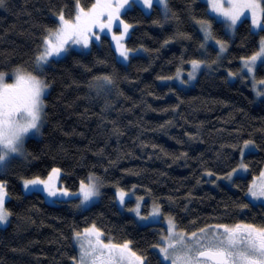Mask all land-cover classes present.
<instances>
[{"label": "trees", "instance_id": "trees-1", "mask_svg": "<svg viewBox=\"0 0 264 264\" xmlns=\"http://www.w3.org/2000/svg\"><path fill=\"white\" fill-rule=\"evenodd\" d=\"M96 2L4 0L0 73H35L36 57L57 30L59 14L73 20ZM167 7L166 16L158 6L150 14L135 6L113 21L117 32L131 27L130 51L143 50L128 64L120 63L103 36L88 52H71L38 73L49 87L41 136L26 142L25 157L14 159L1 177L10 221L0 229V264H78L77 233L93 226L114 245L128 243L143 264H164L153 247L164 225L141 226L121 211L120 190L159 205L163 219L172 217L187 234L217 224L264 226V205L248 198L264 170V102H257L247 84L229 78L242 60L260 51L264 29L254 32L244 20L231 39L203 1L167 0ZM198 21L229 45L223 59L214 45L202 52L205 31ZM192 61L209 67L193 87L181 88L173 79ZM263 72L264 64L257 76ZM105 76L111 84L98 79ZM246 142L256 146L244 157L247 176L232 186L220 183L240 165ZM54 169L73 192L89 176L97 177L99 201L82 210L78 198L51 204L40 192H24L22 181L45 179Z\"/></svg>", "mask_w": 264, "mask_h": 264}, {"label": "snow or ice", "instance_id": "snow-or-ice-1", "mask_svg": "<svg viewBox=\"0 0 264 264\" xmlns=\"http://www.w3.org/2000/svg\"><path fill=\"white\" fill-rule=\"evenodd\" d=\"M125 3H127V0H123V3L118 2L113 6L108 2L100 4L98 0V3L93 5V8L89 12H84L83 9H80L75 17V22L66 20L61 12L58 16L60 26L55 33L50 32L49 38L45 40V43L49 44V48L44 49L43 54L36 57L35 67L37 72H43L44 66L48 64L47 57L53 51L57 57L61 53L66 52L65 45L69 40H73L76 44L83 42V46L87 48V33L93 27L99 26L101 31L105 28L110 30L113 21L119 19L120 9ZM144 3L151 7L153 0H144ZM156 3L163 5L165 15L167 16L169 9L166 0H156ZM3 5L4 0H0V6ZM214 7L219 8V5H215ZM259 7L260 5L256 0H240L239 3L233 0L231 9L221 14L231 20V25H235L242 15V9L248 8L252 10L253 23L255 24L256 9ZM105 14L107 15V22L103 23L101 17ZM120 23H123V21H120ZM198 23L206 31V36L210 37L211 33L207 30L210 29L211 25L205 21H198ZM128 27L129 25H124L125 29ZM53 36H55L57 41L55 45L50 44ZM96 39H99V36H96ZM221 47L223 50V45ZM120 55L125 60L128 59L126 50L120 51ZM261 56H264V38L260 41V51L257 55L251 57L250 62H245L249 72L253 71L255 61ZM192 64L194 68L199 67L196 61H192ZM15 77V84H6L4 82V73H0V164L5 163L13 154L22 153L25 136L30 130L39 131V124L44 114L45 104L42 97L48 85L44 80L39 79L37 75L23 72L21 69L15 70ZM98 79H103L107 84L112 83L111 79L107 76ZM248 143L250 142H246L245 147H248ZM53 171L58 172L59 169H54ZM207 174L212 175V173ZM88 181L87 185L81 183L79 193H74V195H83L81 204L87 203L93 197L100 195L99 187L101 184L98 178L89 176ZM41 183L45 182L39 179L25 180L24 187L28 189L29 185ZM44 190L47 191L50 197L69 195L67 191L58 193L56 190L49 188L46 183ZM250 195L254 198L264 196V188L259 192L250 190ZM5 196V185L0 183V224L7 223L8 216L10 215L4 208ZM119 196L120 202L123 204L125 193L119 191ZM132 211L138 213V208L132 209ZM151 215L152 217H159L161 215L159 205L153 206ZM140 218L146 219L144 216ZM176 229L177 226L173 218L168 217L167 234L161 237L158 245H153V247H158L163 260L169 262V264H264V226L257 227L253 224H236L234 226L217 224L209 228H201L199 233L192 231L190 235ZM87 231L94 232L97 239L95 243L89 240L87 242L89 247L86 248L84 242L79 240V233H77V242L80 247V264H89V257L92 258L94 264L98 257L93 254L98 249L119 247L121 258H123L129 248L128 243L122 246L104 243L100 239L103 234L96 230L95 226ZM127 254L135 257L136 261H140V264H143L141 256L136 255L134 252H127ZM99 255L100 257L103 256L102 251ZM111 258L110 253L108 259L111 260Z\"/></svg>", "mask_w": 264, "mask_h": 264}, {"label": "rangeland", "instance_id": "rangeland-1", "mask_svg": "<svg viewBox=\"0 0 264 264\" xmlns=\"http://www.w3.org/2000/svg\"><path fill=\"white\" fill-rule=\"evenodd\" d=\"M201 1H203L204 3L207 4L209 13L213 17H215L218 21L223 23L225 30L231 39H233L235 37L237 28L239 27V25L244 20H249L251 22V26H252V29L254 32H260L262 29H264L263 11H262L264 0H256V2L260 5V7L256 9V15H255L256 23L255 24L253 23L252 10L248 9V8H244V9H242V15L239 17V19L237 20L235 25H231V20L226 18L224 15L221 14L222 12H226L229 9H231L233 0H201ZM105 2L111 3L113 6H115L118 2L123 3V0H102L103 4ZM234 2L239 3L240 0H234ZM97 3L98 2H96L95 5ZM166 3H167V0H166ZM215 5H219V8H215L214 7ZM135 6L140 7L147 14H150L152 12V10L154 9V6H158L162 10H164L163 5L157 4L156 0H153L151 7H149L148 5L146 6V4L144 3V0H127V3H125L124 6L120 9L119 18L125 12L134 8ZM91 9L86 10L84 12H89ZM79 11L80 10H78L77 14L79 13ZM66 20H68V19H66ZM69 21L75 22V18L73 20H69ZM101 21L103 23L107 22V15L106 14L101 17ZM58 22H59V25H58V27H59L60 26L59 19H58ZM130 30H131V27H128V29L123 30L122 32H117L115 30L113 24H112L110 30L108 28H105L103 31H101L99 26L93 27L91 29V31L89 33H87V39H88V47L87 48H85L83 46V42H81L80 44H76L73 42V40H69L68 43L65 45V48L67 49L66 52L61 53L57 57L56 53L53 51L52 54L47 57L48 64H46L44 66L43 71L53 61L60 60L64 57H66L71 52H75V51L88 52L90 50L91 46L94 43H99L103 36H107L110 38L120 63L128 64L132 56L143 53V50H138V51L133 52L127 48L126 40L128 38ZM207 31L211 33L210 29H208ZM52 33H55V31ZM204 35H205V41H204V44L202 47V52L205 53L207 50V47L209 45H214L218 49L219 58L223 59L227 54L229 45L225 42L216 41L212 37V35L210 37L206 36V31L204 32ZM96 36H99V39H96ZM48 38H49V36L46 39H48ZM56 42L57 41L55 39V36H53L50 40V44L55 45ZM222 45H223V50L221 47ZM44 46H45L44 49L49 48V44L44 43ZM122 50L127 51V56H128L127 60H125L120 55V51H122ZM246 61L250 62L251 58L242 60L240 71L237 74L229 72V78L231 81L240 80L241 82L247 84L252 89L257 102H264V72L261 76H257L259 67L264 64V56L257 58V60L254 63V67H253L252 72L248 71V69L245 65ZM196 62L198 63L199 67L194 68L192 62H190L189 70L188 71L180 70L178 72L179 73L178 77L173 79V82H175L179 87L184 88V89H189V88L193 87L195 85L196 81L198 80L199 75L202 73V71L209 67L208 64L204 61H196ZM30 74L37 75L39 79H42L41 76L38 74L37 70L35 73H30ZM4 82L6 84H15V82H16L15 73L13 75L12 74L11 75L10 74L4 75ZM48 92H49V87L47 88L44 96L42 97L44 104H45V98H46ZM44 110H45V107H44ZM44 110H43V113H44ZM43 122H44V114L42 115V119H41V122L39 124V131L37 132L36 130H30L29 133L25 136L23 148H22V153L21 154H13V155H11V157L9 159H7L5 161V163L0 164V183L4 184L1 177H3L8 172V169L10 167L11 162L14 159H21V158L25 157L26 142L30 138H40L42 127H43ZM253 151H256V146L253 143H248V147L244 146L242 153H241L240 165L234 171H232L227 177L221 178L220 183H224L228 186H232L233 181L237 177H246L248 174V167L244 163V157L246 154L253 152ZM61 177H62V172H61V170H59L58 172L52 171L51 174L45 179H41V178L40 179L38 178V179L41 181H44L49 188L56 190L58 193H62L64 191H67L69 193V195H67V196H63V195H58L57 197L48 196L47 191L44 190L45 189V183H41V184H37V185H29L28 189H25V187H24V181L25 180H24V181H22V188H23L25 193H31V192L42 193L44 195L45 199L47 200V202H49L51 204H56V203L61 202V201H68L71 199L78 198L80 200V207L82 210H86V209L90 208L92 205H94L95 203H97L99 201L100 195L98 197H93L92 200L88 201L87 203L81 204V201L83 200V195L82 194L81 195H74V193L80 192V188L78 191H75V192L68 190L67 188H65L62 185ZM88 183L89 182L84 183V184L87 185ZM262 188H264V170L260 176L256 177L253 180V182L250 186V190L259 192V191H261ZM250 190L248 192V198L250 199V201L254 204H257V205H259V204L264 205V196L254 198L250 195ZM120 191H122V190H120ZM123 192L125 193L123 204L120 202L119 191H117V194H116L117 195L116 196L117 205L121 209V211L134 216L135 219L138 221V223L141 226H148V225H155V224L162 223L165 227V230H164L165 234H163L162 236H165L167 234L166 230L168 228V217L163 219L162 212H161V215L159 217H152L151 213L153 210V206L156 204H153V203L147 204L146 203L147 199L145 197H141V196L136 195L134 191H123ZM5 193H6V196H5L4 208L6 210L5 205H6V202L8 199L6 186H5ZM99 193H100V189H99ZM137 208H138L139 214L136 211H132V209H137ZM160 211H161V208H160ZM141 216L146 217V219H141L140 218ZM9 221H10V216H8L7 223L0 224V229L5 228L9 224ZM176 230L180 231L178 229H176ZM96 239H97L96 234L94 232H88L87 230L79 236V240L84 242L86 248L89 247V245L87 243L89 240H91L93 243H95ZM100 239L104 243H111L110 241H106L105 238H103L102 236L100 237ZM76 244L79 247V243L77 242V239H76ZM79 249H80V247H79ZM101 251L103 253L102 257H100V255H99V253ZM127 252H132V251H130L128 248V250L125 252L124 257L121 258L119 247L112 248V249H98V251L93 254V255H96L98 257L95 260L94 264H103V263L110 264V262H112L114 264H140V261H136L135 257L129 256L127 254ZM157 252H158L162 262L164 264H169V262L163 260L162 255L158 251V248H157ZM110 253H111V257L113 256L111 258V260L108 259ZM78 264H80V260H79ZM89 264H93L91 257H89Z\"/></svg>", "mask_w": 264, "mask_h": 264}, {"label": "flooded vegetation", "instance_id": "flooded-vegetation-1", "mask_svg": "<svg viewBox=\"0 0 264 264\" xmlns=\"http://www.w3.org/2000/svg\"><path fill=\"white\" fill-rule=\"evenodd\" d=\"M110 264H114V263L110 262Z\"/></svg>", "mask_w": 264, "mask_h": 264}, {"label": "bare ground", "instance_id": "bare-ground-1", "mask_svg": "<svg viewBox=\"0 0 264 264\" xmlns=\"http://www.w3.org/2000/svg\"><path fill=\"white\" fill-rule=\"evenodd\" d=\"M147 6V5H146Z\"/></svg>", "mask_w": 264, "mask_h": 264}]
</instances>
